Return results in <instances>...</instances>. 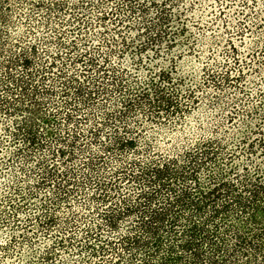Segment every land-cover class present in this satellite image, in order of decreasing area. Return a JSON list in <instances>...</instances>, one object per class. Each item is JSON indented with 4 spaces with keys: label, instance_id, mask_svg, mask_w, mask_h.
I'll list each match as a JSON object with an SVG mask.
<instances>
[{
    "label": "trees",
    "instance_id": "trees-1",
    "mask_svg": "<svg viewBox=\"0 0 264 264\" xmlns=\"http://www.w3.org/2000/svg\"><path fill=\"white\" fill-rule=\"evenodd\" d=\"M29 1L48 15L49 32L39 37L46 46L40 51L23 38L16 42L25 46L6 55L0 41V123L10 119L0 150L13 144L20 159L0 193V223L21 228L10 243L43 237L44 261L62 264H264V106L253 103L259 97L264 105V85L230 107L211 102V110H227V122L246 118L232 131L204 125L208 134L171 145L155 135L199 109L208 87L227 84L246 94L252 79L245 70L254 63L240 57L234 38L246 44L258 28L264 34L263 9L252 10L259 0H240L238 28L230 31L227 21V35L214 37L227 45L222 61L217 43L202 41L212 61L193 83L178 73L184 54L175 53L187 28L172 31L169 9L181 0H150L158 8L152 19H144L145 0ZM214 1L220 13L234 4ZM108 20L119 27L116 37L98 29ZM254 43L248 54L264 61V43ZM115 53L138 71L113 61ZM168 57L170 68L150 67ZM7 204L12 212L1 209Z\"/></svg>",
    "mask_w": 264,
    "mask_h": 264
},
{
    "label": "rangeland",
    "instance_id": "rangeland-1",
    "mask_svg": "<svg viewBox=\"0 0 264 264\" xmlns=\"http://www.w3.org/2000/svg\"><path fill=\"white\" fill-rule=\"evenodd\" d=\"M69 1L73 2L75 0ZM149 1L150 0H145V3H148L149 5V10L147 11L146 15H144V19H152V17H155L157 14L158 8L153 4L151 5ZM165 1L166 0H158L159 3H164ZM233 1L234 4H227L224 6V11L222 13H220V9H222L221 4L215 2L214 0H181L179 2V5L181 6L176 5L170 7L169 10L172 11L173 21V28L171 27L172 31H178V29H180L182 25H185V27L187 28L186 32H183V34L180 35V38H178L180 39V45L175 49V53H179V51H182V54H184V58H182V56L180 58H177L178 73L182 75H188V83H193V79H196L197 81L202 80L203 66L206 63H211L212 61V55L210 49L208 48V45L206 43H202L205 38L206 41L214 40L215 44L217 43V47L219 50L218 58L221 61L224 57L226 58L223 52V48H226L225 46H227L225 41L223 40L222 42H220L215 38L218 37V35L226 34L223 26L227 21L230 22V31H235L238 28L239 20L242 19V15H238V9L240 10V8L242 7V3L240 2V0ZM259 2L260 4L255 5V7L252 6V10L254 11L255 9H263L262 15H264L262 0H259ZM180 9L184 11L182 15H179ZM90 11L91 13L88 14V16H90L89 18L91 19L96 17L95 15L96 13H98L97 9H91ZM247 11L249 14L252 13L251 9H247ZM64 14L68 15L69 13ZM27 15H31L30 17L33 18L30 19ZM47 16L48 15L45 13V9H41V7H35L31 5L29 0H0V41L7 43V51L5 52L6 55L11 54L12 52L17 53L20 48L16 45L25 46V41L16 42L22 41L23 38H25L26 43L36 42L41 51L42 47H45L46 44L41 43V41H39V37L41 38L43 35H46L49 32L43 26V21L47 19ZM134 17L137 19L134 20L131 18V24H135L134 27L136 28L138 26L137 21L138 19H141V17L140 14ZM39 20L40 22H38ZM54 21L55 18H53V23ZM35 23H39V26ZM106 24L107 25H105L104 27H98V29L109 38H112L113 36L116 37L115 31L119 29V27L117 28V26H114V24L109 20ZM33 25L34 27H36V33L29 34V30L33 27ZM122 30L127 32V34L130 32L128 28H123ZM257 30L258 32H256L254 36H247L246 44H244V42L241 43L240 40H236V38H234L242 51L240 57L251 60V64L254 63L245 70L247 71L250 79H252V82L247 87L246 94L239 92L238 88L228 86L227 84L222 88H217L215 86L208 87L207 91L210 93V96L200 105L199 109H197L193 114L189 115L184 121H182V123L178 124L177 127H163L157 130L155 135L157 136L159 141H162L164 145H171L173 143L182 142L186 139L193 140L208 134L207 132H204L202 126L206 125V127L212 128L217 123H219V125H222V128L229 132L233 129H236L241 121L243 119H246L241 116L240 118H236L233 123L227 122V110H223L222 108L221 110L218 109L216 111L211 110L213 107V104L211 105V102L217 104V102L219 101L220 105H226L227 103H230V107L234 104V99L236 100L237 98H239L242 100H248L247 93H251L252 91H254L253 89H256L260 85H264V61L261 58L254 59L250 56V54H248L249 51H251L252 46L255 45V39H258L260 41V44L264 43V34H261L260 28H258ZM137 33H144L145 35H147V33H145V30H143V32H141V30H135L133 33H131V35H137ZM218 38L220 39L221 36H219ZM97 40L98 39L96 38L95 41L98 42ZM14 43L18 44L14 45ZM53 45L54 44L52 43L49 46L54 47ZM116 54L117 53L112 56L113 61L117 63L123 62L125 66L133 68L134 71H138L136 69H138V67L140 66H137L135 63H133L134 61L129 59V56L127 57V59H122L121 57L119 58ZM131 54L132 53H130V55ZM169 57L167 59L163 58L157 60L159 64L154 61L150 65V67L155 66L158 68L163 64L164 66L170 68L173 63L172 61H169ZM35 60V62L40 61L38 57ZM230 60L232 59L230 58ZM147 62L150 61L147 59ZM214 67L218 70H221V66L216 67L215 64ZM232 73L233 75H236L237 72L233 70ZM175 76H177V74ZM217 97L221 99L218 100ZM257 99L258 100L253 102L254 105H256L257 102L259 103L258 107L263 108V102L259 101V97ZM252 105V102L246 101L247 108H250V106ZM229 107L227 106V109ZM8 121H10V119L7 116L3 117V123H0V132L2 134L4 133L3 135H6L3 129L5 123H7ZM236 136L239 137L240 135H234L233 140H230L231 142L229 144V147L234 148L233 144L236 142V139H238L236 138ZM167 137H170L169 140H167ZM14 148L15 146L13 144H10L3 145L2 149L0 150V193L2 191H5L6 184H8L9 182L11 183L14 175L16 173H19L20 171L18 168L20 159L16 156H13V153L11 152ZM9 157H11V159H9ZM12 158L14 159V163L12 162ZM1 209L3 210V212H12L13 207H10L7 204L5 205V207L1 206ZM20 229L21 228L19 227L16 230H12L10 227H5L0 223V245L6 244L7 247H0V264H62V262L58 260H56V262L44 261L43 251L45 243L44 241L46 240L43 239V237L33 244L31 242L28 243L27 240H22V238L20 239V237L17 239V241L10 243L11 235H13V233H20ZM14 230L15 232H13ZM60 255L63 258L68 257V253L60 252Z\"/></svg>",
    "mask_w": 264,
    "mask_h": 264
}]
</instances>
